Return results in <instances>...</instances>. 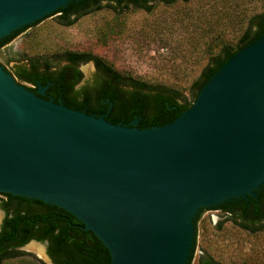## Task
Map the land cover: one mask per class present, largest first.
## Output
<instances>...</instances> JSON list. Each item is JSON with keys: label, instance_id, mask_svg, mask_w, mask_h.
I'll list each match as a JSON object with an SVG mask.
<instances>
[{"label": "water", "instance_id": "water-1", "mask_svg": "<svg viewBox=\"0 0 264 264\" xmlns=\"http://www.w3.org/2000/svg\"><path fill=\"white\" fill-rule=\"evenodd\" d=\"M72 1L0 0V40L30 26L0 59ZM43 91L32 93L0 66V196L67 212L106 248L110 264H187L193 246L194 264L198 223L264 185V36L163 127L113 125L45 101Z\"/></svg>", "mask_w": 264, "mask_h": 264}, {"label": "rangeland", "instance_id": "rangeland-1", "mask_svg": "<svg viewBox=\"0 0 264 264\" xmlns=\"http://www.w3.org/2000/svg\"><path fill=\"white\" fill-rule=\"evenodd\" d=\"M262 13L264 0L155 3L150 12L103 6L70 26L57 18L35 31L31 28L0 59V66L11 76L15 67L28 68L31 62L58 70L65 65V54L82 52L128 81L166 88L190 102L191 87L209 60L223 47L235 49L250 19ZM89 67L80 68L83 84L92 78ZM3 219L0 208V226ZM198 225L203 240L197 257L207 254L220 264H264V228L245 231L220 211L207 214ZM34 246L41 253L33 251ZM17 252L18 257L1 264H52L42 244L31 242Z\"/></svg>", "mask_w": 264, "mask_h": 264}, {"label": "trees", "instance_id": "trees-1", "mask_svg": "<svg viewBox=\"0 0 264 264\" xmlns=\"http://www.w3.org/2000/svg\"><path fill=\"white\" fill-rule=\"evenodd\" d=\"M90 1L96 5L93 11L102 8L98 4L100 0H74L52 16L58 15L61 24L70 26L73 24V20L69 19L70 15L78 11L82 4L87 6ZM114 1L117 2V6H108V9H128L129 7L126 3L123 8H120L125 0ZM129 1L131 2L128 3H133L134 9L150 12L152 6L150 3L159 0ZM160 1L169 6L177 0ZM181 1L185 3L189 0ZM37 23L39 22L35 24ZM28 28L30 26L0 40V49ZM263 36L264 13L250 19L235 49L223 47L216 56L209 60L198 80L191 87L192 101L190 102L182 99L177 92L166 88L149 86L134 80L128 81L106 65L97 64V68L103 67V71L110 79L102 83L99 90L92 93L88 91L82 94L80 92L75 95L71 94L72 87L81 79L79 73L71 74V66H65L52 73L48 64L37 65L31 62L28 68L15 67L12 77L21 83L31 85L33 88H25L34 94H36L38 85L47 86L49 94L61 96L62 101L65 102L63 106L73 111L95 118L104 116L108 123L119 125L121 122V126L124 127H127L128 123L134 119H138L135 128L146 130L166 126L186 112L196 100L201 89L231 57ZM63 57L64 61L69 63H75L79 59L83 62L93 59L89 55L77 56L71 53ZM121 86L129 90L123 91L120 89ZM53 102L59 104L57 101ZM91 102H94L97 108L90 107ZM110 103L112 104L111 112L105 116ZM3 197L5 200H2L0 205L4 212L0 230V264L5 260L18 257L17 250L31 241L46 243V254L52 264H110V256L106 248L91 232L84 231V226L67 212L37 200L11 195H3ZM215 210L222 212L228 221L245 231L260 232L264 228V185L256 192L255 198L248 196L246 200L234 199L226 202L225 205H220ZM203 212L204 210H201L194 219L195 229ZM252 224L258 225L252 227ZM194 249L193 246L187 264H192ZM195 263L220 264L207 254L198 256Z\"/></svg>", "mask_w": 264, "mask_h": 264}, {"label": "flooded vegetation", "instance_id": "flooded-vegetation-1", "mask_svg": "<svg viewBox=\"0 0 264 264\" xmlns=\"http://www.w3.org/2000/svg\"><path fill=\"white\" fill-rule=\"evenodd\" d=\"M139 1H143V0H139ZM178 1H180V2H182L181 0H177L176 2H178ZM128 2H131V1H129V0H125V2H123L121 5H120V8L122 7H124L125 6V4L127 3L128 5H129V7L128 8H131V9H134V5H133V3H128ZM155 3H158V4H161V5H164V6H167V5H165L164 3H163V1H152L150 4L151 5H153V4H155ZM100 6H104V7H108V6H111V7H116L117 6V2L116 1H114V0H100L99 1V3H98ZM95 4L92 2V1H90L89 3H88V5L86 6L85 4H82V6L80 7L79 6V10L78 11H75V13H72V15H70V17H69V19L70 20H79V19H81V18H83V17H86V16H88L89 14H91L92 12H93V10H94V8H95ZM137 10V9H136ZM139 10V9H138ZM72 54V53H71ZM74 55H77V56H79V55H85V56H88V54H85V53H73ZM88 63H90V67H91V69L93 70V75H92V78L90 79V81H88V82H86V83H84L83 84V75H82V72H81V70H80V68L82 67V66H85V65H87ZM64 66L62 67V68H64L65 66H71V68H72V70H71V74L72 73H74L75 74V72L76 73H79L80 74V76H81V79L79 80V82L78 83H76L73 87H72V95L74 94L75 95V93H78V92H80L81 94L82 93H85V92H88V91H91V93L92 92H94V91H97V90H99L100 89V87H101V85H102V83H104V82H106V81H108L110 78H109V76L103 71V67L102 68H97V64L98 65H102V66H104L105 65V63L104 62H102L101 60H99V59H97V58H93L92 59V61H88V62H83V60L81 59H79V60H77L75 63H69L68 61H64ZM89 67V68H90ZM101 67V66H100ZM62 68H60V69H58V70H53L52 68L50 69V72H52V73H55V72H57V71H59V70H61ZM26 84V83H25ZM26 85H28V84H26ZM28 86H30L29 88H33L31 85H28ZM120 89H122L123 91H127V90H129V89H127L126 87H120ZM40 90H44L43 91V94L41 95V98L43 99V100H45V101H57L59 104H61L62 106H63V104H65V102H63L62 100V97L61 96H52L51 94H49L48 93V88H47V86H45V87H41L40 85H38V88H37V91H36V94H37V92L38 91H40ZM156 94H160V95H162L161 93H158V92H156ZM73 99V98H72ZM78 101H80V99H78ZM54 103V102H53ZM55 104V103H54ZM97 105H95V103L94 102H91L90 103V107H94V108H97L96 107ZM111 109H112V104L110 103V105H109V108H108V110H107V113L105 114V116H108V114L111 112ZM101 118V117H100ZM102 118H104V116H102ZM137 124H138V119H134L132 122H129L128 123V125H127V127H135V126H137ZM119 125H122L121 124V122H119ZM3 196V195H2ZM4 198V197H3ZM3 200H5V199H3ZM2 201V200H1ZM226 203H224V204H221V205H225ZM0 205H1V202H0ZM220 206V205H219ZM218 206V207H219ZM218 207H216V208H218ZM215 208V209H216ZM205 211V210H204ZM3 212V211H2ZM3 214H4V212H3ZM2 225V224H1ZM258 224H252L251 226L253 227V226H257ZM0 230H1V226H0Z\"/></svg>", "mask_w": 264, "mask_h": 264}, {"label": "bare ground", "instance_id": "bare-ground-1", "mask_svg": "<svg viewBox=\"0 0 264 264\" xmlns=\"http://www.w3.org/2000/svg\"><path fill=\"white\" fill-rule=\"evenodd\" d=\"M36 247H37V246L31 247V248H32V250H33V251H36V252H38V253H39L41 250H40V249H38V247H37V248H36ZM40 253H41V252H40Z\"/></svg>", "mask_w": 264, "mask_h": 264}]
</instances>
